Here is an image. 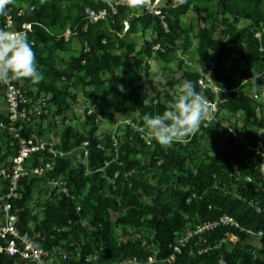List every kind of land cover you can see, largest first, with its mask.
<instances>
[{
    "label": "trees",
    "instance_id": "16d2710c",
    "mask_svg": "<svg viewBox=\"0 0 264 264\" xmlns=\"http://www.w3.org/2000/svg\"><path fill=\"white\" fill-rule=\"evenodd\" d=\"M168 2L172 4L173 0ZM105 5L104 0H13L8 6L14 27L33 23L27 37L44 76L37 84L29 79L18 82L25 88L52 93L53 114L47 118V127L59 137L60 147L72 152L89 141L87 157L83 152L77 156V150L60 159L56 175L68 181L71 196L38 202L43 207L42 216L33 215L30 209L35 194H41L38 181L23 186L20 198L13 203L20 211L21 227L30 229L33 222L36 231L48 239L53 237L49 243L74 239L86 252H98V263L102 264L148 255L151 251L145 250L142 239L158 250L159 259L167 258L179 234L228 214L243 229L234 230L239 236L236 244L214 247L227 230L220 227L205 233L202 240L199 236L190 238L173 264H219L220 258L227 264H264V211L258 212L250 204L255 201L264 205V175L258 165L262 161L247 148L259 138V131L264 138V98L257 99L250 80L252 72L264 74V52L260 51L264 36L258 40L254 35L257 30L264 31V0H187L183 6L168 10L170 32L165 33L159 17L142 14L130 19L131 26L123 37L119 36L123 21L143 7L121 6L118 14L84 30L86 9ZM189 12L196 15L199 25L184 26L183 17ZM5 19L0 16V21ZM241 22L243 25L239 26ZM76 26L77 36L68 41L58 38L67 28ZM148 31L153 34L152 40L137 49L135 36ZM76 39L79 51L72 52L60 65L57 53L71 52V43ZM194 40L198 43L195 51L199 66L215 64L216 90L200 89L201 72L187 67L165 86L155 87L152 95L143 94L146 60L156 56L166 68L174 61L182 68L185 61L177 54L179 46L187 52ZM156 44L165 51H154ZM88 47L90 51H85ZM185 79L196 82V90L202 91L210 102H218L217 117L222 112L240 115L242 125L235 121L231 126L234 132L226 126L221 133L217 121L209 122L208 127L202 123L199 131L183 142L162 148L146 131L143 117L162 114L173 99L170 90ZM258 83L264 84V77ZM2 91L0 88V96ZM82 94L87 106L80 117L75 114L74 105ZM130 108L138 113V121H132L142 130L124 123L114 131L99 133L103 118L115 121L113 109L130 112ZM79 119L83 121L78 123ZM0 122L9 123L5 112H0ZM113 132L119 141V158L110 168L98 171L109 151H114ZM209 136L211 146L206 149L203 141ZM5 148L8 150L7 145ZM247 176L253 177L254 182H249ZM83 220H88L89 225L83 226ZM59 227L63 228L60 233ZM251 237L257 243L250 241ZM206 247L210 249L199 252ZM1 259L13 264L9 257Z\"/></svg>",
    "mask_w": 264,
    "mask_h": 264
},
{
    "label": "built area",
    "instance_id": "2783aa9c",
    "mask_svg": "<svg viewBox=\"0 0 264 264\" xmlns=\"http://www.w3.org/2000/svg\"><path fill=\"white\" fill-rule=\"evenodd\" d=\"M172 8V4L168 0H150V3L143 7L141 11L131 12L128 18L123 21V33L119 36L123 37L124 33L129 30L131 18H138L142 14L159 17L165 33L170 32L168 10ZM119 9L120 7H109L107 4L100 9L88 7L84 17V30H87L90 24H97L108 19L110 15L118 14ZM22 13L23 10L19 14ZM5 18V21H0V28L2 29L23 32L27 36L33 30V23L31 22H24L19 27H14V17L10 13ZM77 27L67 28L58 38H64L65 41H68L72 36H77L79 32ZM254 35L258 40H262L264 31L257 30ZM103 42L106 43V40H103ZM116 47H118V43ZM153 50L165 51L160 44L154 45ZM85 51H90V48H86ZM260 51L264 52V47H261ZM184 61L188 65L192 64L187 59ZM198 69L201 72L198 78L200 89L216 90L213 78L215 64L212 63L209 67L199 66ZM0 88H3L0 96V112H5L9 116L8 124L0 122V135L4 134V139L0 140V145L3 147L0 150V264H6L1 259L2 257L13 259V264H74V262L79 264L80 261L84 264H101L98 263V252H86L83 246L79 245L74 239L49 243V240H52L53 237L51 236L48 239L41 231H36L33 222L29 224L30 229L21 227L20 211L14 208L13 203L20 198V191L23 186L26 184L31 185L32 181H38L41 194H35L30 203V209L33 215L42 216L43 207L37 205L38 202L43 203L45 199L59 198L62 195L71 196L68 181L62 175H56L60 159L73 154L77 150L83 152L84 156L87 157L89 154L87 148L89 141H84L80 148L69 152L60 147L59 137L54 134L53 130L49 134L44 131L49 124L48 119L53 114L52 93L34 88H25L23 83L18 81L0 82ZM210 104L211 111L203 122L204 127H208L209 122L214 121L220 112L217 101L210 102ZM90 113L91 109L88 110V114ZM126 123L134 125L131 119L127 120ZM134 126L139 130L143 129L141 126ZM228 128L229 131L234 132L231 126H228ZM218 129L221 133L224 132L223 127L222 129L218 127ZM258 136L259 138L256 139L255 143L248 144L247 148L254 152L258 160L264 162V155H261L264 153V138L261 137V131L258 132ZM111 140L114 151H109L107 158H105L102 167L98 171H105L110 168L111 163L119 158V141L116 132L112 133ZM6 145L8 150L5 148ZM84 163L88 164V161L85 160ZM118 174L116 171L114 176L117 177ZM109 177L111 176L108 175L107 178ZM247 180L254 182L251 176H247ZM262 183L261 180L259 186ZM250 204L256 211H264V205H260L258 202L251 201ZM82 225L88 226V220H83ZM220 227H226L227 230L224 236L216 242L215 248H219L226 243L233 245L238 242L239 236L234 230L243 229L234 217L224 214L214 220L196 225L194 230L179 234L171 246L173 249L172 254L167 258L159 259L158 250L147 239H142L145 250L151 251L148 255H132L102 264H173L177 256L182 254L183 247L186 246L190 238L199 236L202 240L205 233ZM62 230V227L57 228L59 233ZM262 235L263 232L260 231L259 236ZM209 249L210 247L201 248L199 252L208 251ZM219 264H227V261L220 258Z\"/></svg>",
    "mask_w": 264,
    "mask_h": 264
},
{
    "label": "clouds",
    "instance_id": "9594fccd",
    "mask_svg": "<svg viewBox=\"0 0 264 264\" xmlns=\"http://www.w3.org/2000/svg\"><path fill=\"white\" fill-rule=\"evenodd\" d=\"M104 3L109 7L139 9L147 6L150 0H104ZM186 3L187 0H173L172 7ZM12 4L13 0H0V16H7L8 6ZM262 77L264 74L252 72L250 78L254 91L257 92V99L264 98V84L258 83ZM21 79H29L33 84H37L44 76L38 69L35 53L27 35L0 28V82L8 83ZM210 111V101L202 91L196 90V82L185 79L177 86L176 95L169 101L163 113L152 117L145 114L143 123L151 137L162 148H168L198 132ZM258 165L260 173L264 175V162Z\"/></svg>",
    "mask_w": 264,
    "mask_h": 264
},
{
    "label": "rangeland",
    "instance_id": "374dc122",
    "mask_svg": "<svg viewBox=\"0 0 264 264\" xmlns=\"http://www.w3.org/2000/svg\"><path fill=\"white\" fill-rule=\"evenodd\" d=\"M183 23L184 26L190 25L191 23H193L194 25H199L198 20L196 15L193 12H189L185 17H183ZM239 26L243 25V22L238 24ZM153 38V34L151 33V31L146 32V34H141L139 33L138 35L135 36L134 40L136 41L137 44V49H140L142 47V45L146 42V41H150ZM197 41L194 40V43L191 47V49L187 52L183 51V48L180 44L179 49L177 51L178 56H180L181 59H187L188 61H191L192 64L188 65V63L185 62V64H182V68H180L178 66L177 61H174L173 63H171L168 68H166L165 64H163V62H161L156 56H154L151 59H147L146 61L148 62V66L146 69V76L144 79V90H143V94H148V95H152L154 93V88L155 87H162L165 86L167 81L170 80V78L172 76L175 77H179L182 74V70L183 68H187V67H192L195 69H198L199 67V57L195 51L196 46H197ZM71 47H72V51L69 53H64V52H58V63L60 65H64L65 61L68 60L69 56L71 55V53H77L79 51L80 48V44L79 41L73 40V42L71 43ZM129 58V57H128ZM171 94L174 96L177 93V87L173 88L172 90H170ZM87 99L84 97V95H80L78 98V102L74 105V110H75V114L76 115H80V117L83 115V110L85 109V105L87 106ZM130 112L123 110V109H113V114L115 117V121L111 122L105 118L102 119V123H101V127H100V131L99 133H107L110 131H114L116 130L117 126L123 127L124 123H126V121L128 119L134 120L135 122L138 121V113L136 111H133L132 108H130ZM83 121V119H79L78 123H81ZM215 121H217L218 123V127H226V126H233L234 122L237 121L239 123V125H242V116H233V115H229L227 113L222 112L216 119ZM77 123V121L75 122ZM239 128V127H238ZM46 133H52V130L49 129L48 127L45 128L44 130ZM122 130H118L119 134L121 133ZM55 134V133H54ZM56 135V134H55ZM192 135V134H191ZM211 139L212 137L209 136L208 138H206L203 141V145L207 148H209L211 146ZM76 151H74L75 153ZM80 153V151H78L76 154L78 156V154ZM250 241L257 243V240L254 237L250 238Z\"/></svg>",
    "mask_w": 264,
    "mask_h": 264
}]
</instances>
